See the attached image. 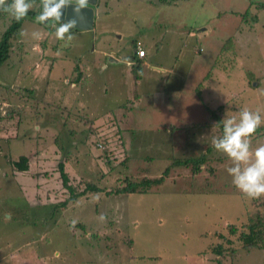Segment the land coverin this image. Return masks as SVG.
Returning <instances> with one entry per match:
<instances>
[{
    "label": "rangeland",
    "instance_id": "374dc122",
    "mask_svg": "<svg viewBox=\"0 0 264 264\" xmlns=\"http://www.w3.org/2000/svg\"><path fill=\"white\" fill-rule=\"evenodd\" d=\"M93 8V28L71 30V41L56 39L59 24L25 20L0 67L10 88L0 81V264H217L204 250L216 238L210 229L243 224L256 208L238 194L231 161L211 140L244 109L264 120V0H97ZM8 21L0 18V36ZM137 40L144 66L177 67L191 99L158 74L135 90L126 60ZM112 52L122 67L105 68ZM78 59L96 73L73 84ZM22 87L30 92H12ZM126 89L144 99L126 101ZM251 145H264V133ZM203 153L200 173L176 162ZM22 155L27 171L12 166ZM59 161L70 182L104 189L55 211L68 196ZM162 174L149 192L106 194L127 178ZM196 187L215 191L196 195ZM78 222L85 236L71 229ZM232 261L264 264V248L240 250Z\"/></svg>",
    "mask_w": 264,
    "mask_h": 264
},
{
    "label": "trees",
    "instance_id": "16d2710c",
    "mask_svg": "<svg viewBox=\"0 0 264 264\" xmlns=\"http://www.w3.org/2000/svg\"><path fill=\"white\" fill-rule=\"evenodd\" d=\"M9 3H11V0H8ZM260 3L259 5H261ZM41 13V4L40 0H34V6L33 8L28 12L27 16L23 18L20 21L15 20L12 16H10L7 12L0 10V18H8V24L6 28L2 31L1 36H0V67L9 59L10 56V51L12 50V41L15 40L16 35L19 31V29L22 26V23L25 20H30L31 22L36 23V16H38ZM41 24V23H38ZM44 25L45 24H41ZM47 27V26H45ZM140 41H136L135 44ZM143 48V47H142ZM139 66L140 63L138 61H135V63L132 64V71L134 73L139 74ZM75 70H77V66H75ZM77 76L72 79V83H79L80 78L82 77V73L80 71L76 72ZM135 76V75H134ZM135 79H137V76H135ZM1 81V80H0ZM2 82V81H1ZM0 82V86L2 83ZM70 83V82H69ZM4 84V83H3ZM5 90L10 89L9 86H6L4 84ZM8 88V89H7ZM13 91L12 92H17L18 94H27L30 92V88H25L22 87L20 89H14L11 88ZM126 100V99H125ZM127 101V100H126ZM122 104H119L120 106ZM116 106V107H118ZM114 114V112H113ZM83 120V119H82ZM110 120V118H109ZM92 120L90 118H86L85 122H91ZM218 123V122H217ZM107 126L109 125L106 123ZM112 126V125H111ZM264 133V124H262L255 132L253 135V138L260 136L261 134ZM209 148V147H208ZM210 152V151H208ZM106 153V155H109L111 152V147H108L106 151L103 152V154ZM102 154V155H103ZM204 155L200 156H184V158H181L179 160H176L177 164L184 165V166H191L192 167V172L195 173H200L202 171V168L200 167L204 162L208 159V156L206 153H203ZM183 157V156H180ZM150 159V158H149ZM219 159V158H217ZM124 162V161H121ZM125 164V163H123ZM13 168L17 169L18 171H27L29 170V159L27 156H20L17 161H14L12 164ZM140 168V167H139ZM168 169L166 168L163 171V174L168 173ZM207 170V174L210 176H218L216 170L212 167H207L205 168ZM57 170L59 172V178L61 180V186L64 190V192H68V196L63 200L60 201L58 204H53V208L55 211H57V206L61 207L60 209H64L69 201H74L77 197L81 195H86L87 193L90 192H98L102 191V188L96 183L92 182H85L84 181H79V182H70V176L69 173H67L64 170V163L63 161H59L57 164ZM163 174L161 177H148V176H143L138 181H132L131 179L129 180L128 178L125 179V184H115L113 189H108L106 190L107 195H112V194H122L124 192H137V193H146L149 192V189L153 185L160 184L162 182ZM103 175V174H102ZM101 175V176H102ZM103 177V176H102ZM218 179V178H217ZM40 185V184H39ZM206 185H209L206 184ZM82 189H80V188ZM138 187H142L138 189ZM206 190V189H205ZM203 188H195L194 193L196 195H200L201 192L207 193V194H212L214 193V189L211 190V192L205 191ZM242 194L241 196L247 197L245 194L238 192V194ZM252 204H255L256 208L253 213H249L247 211V222L243 221V224H237V223H228V224H223L219 223L220 221H216L217 223L214 226V229L212 230V235H214L216 238L215 240H212V237H210V241H208L207 252H211L212 255H214L217 259V264H224L223 260H226V258H229L228 260L231 261V264H234L232 261L238 254L240 250H249V248L255 247L258 249H263L264 248V197L258 198V199H251L250 200ZM191 222V221H190ZM78 229L82 234L87 232L86 226L78 222L74 227L71 229ZM79 233V234H81ZM207 231L203 233V235H206ZM81 234V236H82ZM229 263V262H227Z\"/></svg>",
    "mask_w": 264,
    "mask_h": 264
},
{
    "label": "clouds",
    "instance_id": "9594fccd",
    "mask_svg": "<svg viewBox=\"0 0 264 264\" xmlns=\"http://www.w3.org/2000/svg\"><path fill=\"white\" fill-rule=\"evenodd\" d=\"M40 4L42 11L36 16V23L59 24L55 29L56 39L73 40L71 30L76 28L77 21L72 19L62 22L61 18L70 5H74L72 11L79 17L81 10L87 7L88 0H40ZM33 6L34 0H11V3L8 0H0V10L7 12L17 21L25 18ZM39 35L38 32L32 33L34 38ZM140 44L142 48V43ZM134 51L136 53L135 49ZM222 124V135L214 136L211 144L217 152L226 155L231 161V166L226 171L232 177L233 185L250 199L264 197V145L254 151L251 145L256 130L264 124L259 110L244 109L238 117L223 119Z\"/></svg>",
    "mask_w": 264,
    "mask_h": 264
},
{
    "label": "crops",
    "instance_id": "0c3cea01",
    "mask_svg": "<svg viewBox=\"0 0 264 264\" xmlns=\"http://www.w3.org/2000/svg\"><path fill=\"white\" fill-rule=\"evenodd\" d=\"M88 30H90V29H88ZM132 46L135 49V43H133ZM93 49H95V48H93ZM133 52H134V55L130 54L129 58L126 61H127V64L129 65V68L127 70V72H128V82L129 83L133 82V83L138 85V87H136L135 90H137V91L139 90V88L141 87V84H143V81L145 79H152V82H154V83H155V79H162L163 77L158 78L155 75V74H158V75H164L165 76L164 79L166 81L171 80V81H174V82L175 81L178 82L177 83V87L173 88V90H172L173 93H177L178 94L179 91L181 90L183 92V97H184L183 99H191V95L187 94V93L190 90V88L192 89L193 86L190 87L189 86L190 81L187 78L182 77L181 75H179L177 73V72H179L177 70V67L175 68L173 66V67H170L168 69V68H164V67H161V66H159V67L152 66L151 67L150 64H148L147 67H145L144 66V61H145L144 59L146 58V55H144V57H137V55H136L134 50H133ZM145 54H146V51H145ZM107 57H108V59H107L108 63L107 64L105 63V68H107V66L111 65L112 63H113L114 66L122 67V66L118 65L119 61H118V58H117V54L115 52L108 53ZM135 61H138L140 63L139 74L134 73L132 71V64L135 63ZM76 66H77V70L82 73V77L80 78L78 84L82 83V80L84 81L85 79H89V78L92 79L94 77L95 73H96L95 67L83 66L82 60L78 59ZM78 71H76V72H78ZM120 73L122 74V70L120 71ZM77 75H75V77ZM134 75L137 76V79H135ZM71 77L73 78V75H71ZM193 83L195 85V83H196L195 79H193ZM123 84L126 85L125 83H123ZM92 86H93V84H92ZM146 88L148 89L149 86L146 87ZM137 91H135V93L133 95L131 89H126V91H125V99L127 101H132V102H133L134 99H144V98L139 96V93ZM82 92L84 93L83 89H82ZM54 96L55 95L53 93L51 95V98H54ZM178 97H179V95H178ZM29 165H30V163H29Z\"/></svg>",
    "mask_w": 264,
    "mask_h": 264
},
{
    "label": "water",
    "instance_id": "95a60500",
    "mask_svg": "<svg viewBox=\"0 0 264 264\" xmlns=\"http://www.w3.org/2000/svg\"><path fill=\"white\" fill-rule=\"evenodd\" d=\"M97 3V0H88V5L85 9L81 10L80 16L77 17L72 8L74 5H70L65 11L64 15L62 16V22H67L68 20L75 19L77 21L76 28L72 30H88L93 27L94 24V8L93 5ZM42 11V6H41Z\"/></svg>",
    "mask_w": 264,
    "mask_h": 264
},
{
    "label": "built area",
    "instance_id": "2783aa9c",
    "mask_svg": "<svg viewBox=\"0 0 264 264\" xmlns=\"http://www.w3.org/2000/svg\"><path fill=\"white\" fill-rule=\"evenodd\" d=\"M135 50H136V54H137L139 57H141V56L144 55V50L141 48V44H140V42H137V43H136V48H135Z\"/></svg>",
    "mask_w": 264,
    "mask_h": 264
}]
</instances>
